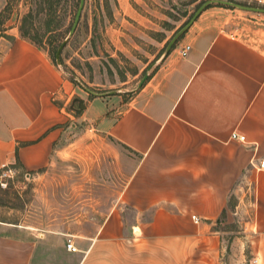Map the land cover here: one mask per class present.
Wrapping results in <instances>:
<instances>
[{
    "label": "crops",
    "instance_id": "0c3cea01",
    "mask_svg": "<svg viewBox=\"0 0 264 264\" xmlns=\"http://www.w3.org/2000/svg\"><path fill=\"white\" fill-rule=\"evenodd\" d=\"M234 24L204 10L126 101L78 95L46 50L0 38V169L46 167L75 95L137 159L120 194L131 219L111 211L80 234L0 222V264H264V30Z\"/></svg>",
    "mask_w": 264,
    "mask_h": 264
},
{
    "label": "rangeland",
    "instance_id": "374dc122",
    "mask_svg": "<svg viewBox=\"0 0 264 264\" xmlns=\"http://www.w3.org/2000/svg\"><path fill=\"white\" fill-rule=\"evenodd\" d=\"M206 1L84 0L78 26L61 52L60 70L78 95H88L83 85L96 93L117 91L116 95L126 101L139 89L143 77L147 75L148 80L159 67L155 65L170 38ZM224 1L264 8V0ZM78 3L79 0H0V38L16 34L54 59L71 28ZM210 7L224 10L227 17L235 20L236 28L264 30V14ZM113 33L125 35L121 38V52L109 40ZM78 98L75 95V114L69 118L65 135L46 167L25 171L15 164L0 169V222L80 234L102 223L111 211L120 210L125 219H131L120 194L137 159L81 118Z\"/></svg>",
    "mask_w": 264,
    "mask_h": 264
},
{
    "label": "water",
    "instance_id": "95a60500",
    "mask_svg": "<svg viewBox=\"0 0 264 264\" xmlns=\"http://www.w3.org/2000/svg\"><path fill=\"white\" fill-rule=\"evenodd\" d=\"M211 5H219V6H225V7H229V8H234V9H239V10H243V11H250V12H255V13H261L264 14V8H253V7H248V6H241L235 3H231L228 1H224V0H208L206 2H204L203 4H201L199 6V8L194 12V14L192 15V17L188 20V22H186V24H184L171 38L170 40L167 42L166 46H165V50L163 53V56L160 58L159 62L164 59L172 50L173 46L176 44V42L185 34V32L189 29V27L193 24V22L199 17V15L208 7H210ZM83 6H84V0H79L78 3V7L74 16V20L72 22L71 28L66 36V38L60 43V45L58 46L56 52H55V56H54V63L55 65L60 69L61 68V52L64 49V47L66 46L67 42L70 40V38L73 36L80 17H81V13L83 10ZM158 62V63H159ZM147 80V75H145L142 79V81L140 82L138 88H140L142 86V83L145 82ZM82 89L87 92L88 94H91L93 96L96 97H106V96H111L117 93V91H110V92H103V93H96L93 92L92 90L88 89L87 87L81 85Z\"/></svg>",
    "mask_w": 264,
    "mask_h": 264
},
{
    "label": "built area",
    "instance_id": "2783aa9c",
    "mask_svg": "<svg viewBox=\"0 0 264 264\" xmlns=\"http://www.w3.org/2000/svg\"><path fill=\"white\" fill-rule=\"evenodd\" d=\"M257 1H258V3H261L263 0H257ZM189 49H190V47H189L188 45L182 47V48L179 50V55H180L181 57H185L186 54H187V52L189 51ZM230 139H231V140H236V141H238V142H240V143H244V142H245V137L242 136V135L237 134L236 132H232V133L230 134ZM5 168H6V167H5ZM5 168H3V169H5ZM258 169H260V170H264V160H261V161L259 162V164H258ZM194 221L197 222L198 220H197V219H194ZM66 247H67V249H68L69 251H71V252H75V247L73 246V244H72L70 241H68ZM251 264H256L255 260H254Z\"/></svg>",
    "mask_w": 264,
    "mask_h": 264
},
{
    "label": "trees",
    "instance_id": "16d2710c",
    "mask_svg": "<svg viewBox=\"0 0 264 264\" xmlns=\"http://www.w3.org/2000/svg\"><path fill=\"white\" fill-rule=\"evenodd\" d=\"M50 9V8H49ZM52 58V57H51ZM53 62H54V59H53Z\"/></svg>",
    "mask_w": 264,
    "mask_h": 264
}]
</instances>
